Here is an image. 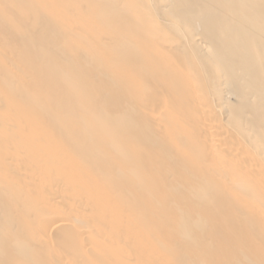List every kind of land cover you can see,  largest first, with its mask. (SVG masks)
Returning <instances> with one entry per match:
<instances>
[{"label":"bare ground","instance_id":"1","mask_svg":"<svg viewBox=\"0 0 264 264\" xmlns=\"http://www.w3.org/2000/svg\"><path fill=\"white\" fill-rule=\"evenodd\" d=\"M0 264H264V0H0Z\"/></svg>","mask_w":264,"mask_h":264}]
</instances>
